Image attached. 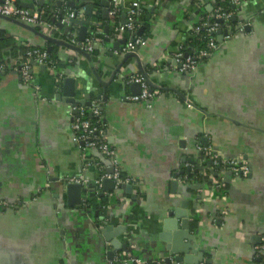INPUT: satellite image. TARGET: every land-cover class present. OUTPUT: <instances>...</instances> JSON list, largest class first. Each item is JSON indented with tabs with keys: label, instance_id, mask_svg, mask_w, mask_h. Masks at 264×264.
I'll list each match as a JSON object with an SVG mask.
<instances>
[{
	"label": "crops",
	"instance_id": "0c3cea01",
	"mask_svg": "<svg viewBox=\"0 0 264 264\" xmlns=\"http://www.w3.org/2000/svg\"><path fill=\"white\" fill-rule=\"evenodd\" d=\"M16 1L19 6L32 3L36 10L62 8L58 0ZM216 1L119 0L118 15L112 17L106 13L111 0H84L85 6L77 9L79 21L87 26V35L95 32L98 39L89 55L54 42L68 44L79 32L78 27L68 30V21L57 14L50 12V26L0 19V65L15 63L28 44L49 48L57 60L54 71L32 66L38 91L13 70L0 76V202L10 204H0V264H165L169 254L161 251L158 234L183 199L188 201V227L178 221L175 250L193 244L184 254H201L199 264H261L264 0L235 8L240 28L228 38L222 24L214 33L218 48L194 70L182 72L173 58ZM134 2L145 42L130 51L137 57H125L115 50L132 35L117 31V25L126 22ZM143 73L159 90L150 104L126 99L137 91L128 79ZM66 78L76 80L75 99H101L108 142L123 173L134 179L130 192L96 184L101 171L112 168L102 159L98 169L92 166L85 173L81 205L67 206L66 179L79 175L86 161H99L96 151H82L73 141L76 109L89 105L64 100ZM203 147L226 158H243L248 176L221 171L214 177ZM189 173L201 177L195 182L177 179ZM216 178L220 189L214 188ZM105 225L124 226L117 238L132 252L114 251L110 261L112 247L101 231Z\"/></svg>",
	"mask_w": 264,
	"mask_h": 264
},
{
	"label": "built area",
	"instance_id": "2783aa9c",
	"mask_svg": "<svg viewBox=\"0 0 264 264\" xmlns=\"http://www.w3.org/2000/svg\"><path fill=\"white\" fill-rule=\"evenodd\" d=\"M62 8L60 12L64 14V20L68 19H79L80 11L73 10L66 6L67 1L73 0H61ZM219 1L215 2L213 11L210 15L207 16L203 21L196 25L192 33L199 34L200 31H205V37L207 38L206 47L200 49L198 54L195 56L184 54L183 50L177 51L174 53L173 58L176 61L181 63V70L183 71H192L196 68L199 61L202 58L209 56L214 50L218 48L216 43L214 33L220 29V26L223 24L227 34L226 37L240 28V25L236 23L235 26L231 27L227 24L230 17H233L234 11L225 12L222 7L219 5ZM229 3L235 7L239 8L245 3L255 0H228ZM118 2L119 0H111V8L108 11V14L112 17L116 16L118 13ZM131 9L127 12V19L125 23L117 25V31L119 32H129L132 35V38L120 49L115 50V54L119 53H128L133 51L136 47L144 44L145 39L138 35L139 25L135 20L136 14L139 12V4L134 2L131 5ZM48 10V9H47ZM0 15L11 17L17 19L21 22L38 25V26H50L42 10L36 9H27L20 7L16 0H5L0 2ZM76 27V26H75ZM74 27V28H75ZM76 34H73L71 37V44L78 45L82 50L87 53H92L94 50V45L98 42L96 36L93 33L88 34L83 42L77 41ZM24 54L22 57L15 61L11 65H0V76L4 75L6 70H13L18 73L20 80L24 84H30L36 91H38V86L33 81L32 75V66L33 65H44L48 70L54 71L56 69V63L49 57V53L46 50V47H37L32 44L25 46ZM200 59V60H198ZM129 83H139L141 85V92L138 95H128L126 99L131 102H145L147 104L152 103L154 99L159 95V90L154 89L152 92L148 84L145 81V78L142 75H134L128 79ZM85 111H89L92 116L97 117V121L93 123L89 119L82 118ZM103 104L99 97L94 98L90 101V104L86 109H76V115L73 118L72 122V131H73V141L78 144L82 151H96L95 157L99 162L86 163L82 166V171L77 176H71L66 179L67 183H81L84 185L87 183L86 172L95 167L98 169L101 164L102 159L109 160L111 163L112 173L102 172L96 184L98 186L102 185V181L105 178H110L113 180L115 187L120 184H129L134 179L130 176H127L123 173V169L118 162V159L115 156V151L113 147L109 144L107 138V123L103 118ZM205 152V158L212 161V169L215 173L214 177H220L221 171H228L235 177H246L249 174V168L246 160L243 158H226L219 155L216 151L203 147ZM189 175H182L177 179L181 182L190 181L195 182V177H188ZM217 178V181L214 182V188L220 189L222 187L221 182ZM1 206L6 207L10 204L5 201L0 202ZM22 202L20 203V206ZM259 253L264 254V236L261 238V243L257 247ZM122 259V258H120ZM70 264V263H69Z\"/></svg>",
	"mask_w": 264,
	"mask_h": 264
},
{
	"label": "water",
	"instance_id": "95a60500",
	"mask_svg": "<svg viewBox=\"0 0 264 264\" xmlns=\"http://www.w3.org/2000/svg\"><path fill=\"white\" fill-rule=\"evenodd\" d=\"M5 0H0V2H3ZM56 2H59V4L62 5V1L58 0ZM40 4H42V0H40L39 2ZM60 5V6H61ZM104 5V4H103ZM74 6V1H69L67 3V7L72 8ZM20 7L23 8H30L32 9L34 7V5L32 3H26V2H22L20 3ZM61 8V7H60ZM60 8L57 9V11H53L55 9L54 6L51 5V13L57 14L61 19H64V14L62 12H60ZM41 10V9H38ZM108 11H106L107 13ZM86 14L90 15L91 14V6L86 8ZM106 17V16H105ZM0 19L2 20H6V21H11V22H16V23H21L19 20L11 18V17H6V16H2L0 15ZM235 19V17H233V20ZM70 26H67L68 30L70 27L74 28L75 26L79 28V32L78 35L76 36L77 41L79 42H83L85 40V38L87 37V26L79 21V19H68L67 20ZM83 23V24H82ZM35 34H38V31H36L35 29L32 30ZM143 31V27H139L138 29V35H140ZM73 34V33H72ZM71 34V35H72ZM225 34H227V31H225ZM44 38L48 39L49 41H54L53 39H51L50 37L47 36H43ZM221 36L219 37L218 40H220ZM55 43L58 42L63 46H67L70 47L72 49H76L79 50L83 53H85L86 55H89L86 51L82 50L78 45H74L71 43H65V42H60V41H54ZM47 51H49V48L47 49ZM135 56L137 57V54L135 53H127L125 55V57L127 56ZM44 67V65H41ZM141 72H143L142 68L139 67ZM144 78L146 83L149 85L150 91L152 92L156 86L153 85V83L149 80V78L147 76H145V74L143 73ZM75 85H76V80L75 78H66L64 81V89H63V93L62 95L65 96V99L67 102L69 103H82L85 106H88L90 104V102L88 101V98L85 99L87 101H82V100H77L75 99ZM132 88H134L135 90L137 89V91H135L133 93V95H138L141 92V86L138 83H133ZM59 99H61V97H58ZM107 173H112V169H110V171H106ZM102 184L109 189L115 188V184L113 182L112 179L110 178H105L102 181ZM173 187H176V183H172ZM66 196H67V206L68 207H76L81 205L82 203V198H83V185L81 183H66ZM120 189H124L127 190L128 192H130L132 190V186L130 184H120L117 186ZM181 221V225L184 228L188 227V201L186 199H183L177 206H175L172 211H170L168 213V216L166 217V219L163 222V226H162V231L158 234V238L160 241H162L163 243H161V245L163 246L161 251L162 252H167L169 254L168 257H166L164 259L165 264H199L201 261V254L198 255L197 257L192 256L191 254H184V251L186 249H191L193 250L194 246L193 244H187V246L185 247L186 249H183V251H178L174 249V245L172 243L173 238L175 237L174 235V231L177 230L178 228V221ZM102 232H104V237L105 239L110 243L112 250L108 252V259L111 261L114 258V251H119V252H132V249H130L128 247V245L126 243L121 242L117 237L122 234L125 233V227L124 226H119L116 229L113 228L112 226H107L105 225L104 228L101 229ZM191 239V238H190ZM174 253H183V255H173ZM202 253V252H200ZM210 263V262H209Z\"/></svg>",
	"mask_w": 264,
	"mask_h": 264
},
{
	"label": "trees",
	"instance_id": "16d2710c",
	"mask_svg": "<svg viewBox=\"0 0 264 264\" xmlns=\"http://www.w3.org/2000/svg\"><path fill=\"white\" fill-rule=\"evenodd\" d=\"M74 1V6L72 7L73 10H77L79 8H82L83 6H85V2L84 0H73ZM69 1H67L68 3ZM67 3H66V6H67ZM219 5L222 7L223 11L225 12H229V11H235V7H233L228 0H223L221 2H219ZM42 12L43 14L45 15L47 21H50V19L52 18V15H50V11L46 9V7L42 8ZM118 15V14H117ZM116 15V16H117ZM127 17V16H126ZM135 20H136V16H135ZM136 22L138 23V25L140 24L139 20H136ZM236 21L233 20V17H230V19L228 20L227 24L230 25L231 27L235 26L236 25ZM39 27L36 28V30L39 31L38 29ZM146 29V28H145ZM91 34V33H89ZM94 36H96V33L93 32ZM205 31H200L199 34H195V36H188L185 38V40L182 42V44H184V49H183V53L186 55H192V56H195L198 54L199 50L200 49H203L206 47V43H207V38L205 37ZM142 38H144V36L142 35L141 36ZM196 37V38H195ZM104 39V37L102 38V40ZM26 48H23L22 50V54H24V51H25ZM49 57L56 63L57 60H56V57L54 56L53 52H49ZM200 60V59H198ZM82 118H85V119H89L91 120L93 123H95L97 121V117L95 116H92L91 113L89 111H85ZM189 176L188 177H196V181L200 179L201 176H199L197 173H193V174H188ZM217 181V178L216 180ZM226 187V184H223V188ZM85 209H88L87 207ZM99 212H102V215H104V211H103V208L100 207V211ZM259 262L261 264H264V254L260 255L259 257ZM64 264V262L62 263Z\"/></svg>",
	"mask_w": 264,
	"mask_h": 264
}]
</instances>
